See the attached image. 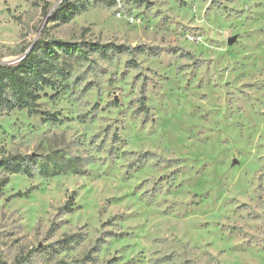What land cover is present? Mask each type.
Segmentation results:
<instances>
[{
    "label": "rangeland",
    "instance_id": "1",
    "mask_svg": "<svg viewBox=\"0 0 264 264\" xmlns=\"http://www.w3.org/2000/svg\"><path fill=\"white\" fill-rule=\"evenodd\" d=\"M61 1L44 15L41 0H0V63L41 34L156 53L87 49L50 74L39 112L0 111V153L83 163L80 174L0 169V259L264 264V0H83L71 21L50 20ZM75 233L71 249L54 245Z\"/></svg>",
    "mask_w": 264,
    "mask_h": 264
},
{
    "label": "trees",
    "instance_id": "2",
    "mask_svg": "<svg viewBox=\"0 0 264 264\" xmlns=\"http://www.w3.org/2000/svg\"><path fill=\"white\" fill-rule=\"evenodd\" d=\"M105 0H94L99 3ZM41 8L44 15L48 14V0H41ZM112 4L113 0L107 2ZM87 9L83 0H62L49 15L50 20L58 19L69 22L77 14ZM88 45V46H87ZM82 44L65 41L62 39H48L42 34L33 43V47L22 59L14 63H0V111L26 110L28 113L39 112L38 100L40 92L45 85L51 84L50 74L65 75V63L69 57L86 59L87 53L92 50L106 55L108 51L138 55L143 53L155 54V47L144 45L127 46L124 44ZM89 49V51L87 50ZM147 96L144 86L140 87V93L136 98V110L138 114H148ZM53 114H46L48 120H52ZM150 154L145 153L146 158ZM83 163L79 155H71L63 150L53 151L50 154L39 156L2 150L0 153V169L7 174L23 173L29 176L38 173L40 175H54L71 171L83 173ZM8 181V175L0 177V197L3 195V187ZM19 195V194H18ZM74 198L71 196L60 207L68 213L72 210ZM81 241V236L66 234L58 239L54 245L63 250L71 249ZM0 264H6L0 259Z\"/></svg>",
    "mask_w": 264,
    "mask_h": 264
},
{
    "label": "water",
    "instance_id": "3",
    "mask_svg": "<svg viewBox=\"0 0 264 264\" xmlns=\"http://www.w3.org/2000/svg\"><path fill=\"white\" fill-rule=\"evenodd\" d=\"M32 47H33V43L30 45V47L21 56H19L15 60L11 61L10 63H14V62L19 61L20 59H22L27 53L30 52V50L32 49Z\"/></svg>",
    "mask_w": 264,
    "mask_h": 264
}]
</instances>
